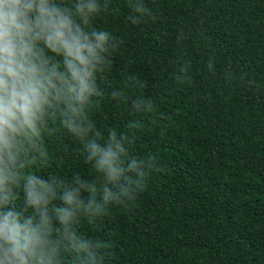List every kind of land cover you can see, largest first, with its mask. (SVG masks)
Segmentation results:
<instances>
[{"label":"trees","instance_id":"1","mask_svg":"<svg viewBox=\"0 0 264 264\" xmlns=\"http://www.w3.org/2000/svg\"><path fill=\"white\" fill-rule=\"evenodd\" d=\"M144 2L154 20L133 24L128 0H109L91 21L120 45L98 77L103 96L90 119L104 137L127 136L129 157L150 154L164 171L146 177L128 208L112 204L95 223L81 218L76 234L103 242V264H264V0ZM129 76L139 84L129 87ZM114 90L125 98L113 99ZM137 99L153 110L136 111ZM42 145L46 159L30 153L26 174L100 183L59 120ZM60 259L81 264L71 250Z\"/></svg>","mask_w":264,"mask_h":264},{"label":"clouds","instance_id":"2","mask_svg":"<svg viewBox=\"0 0 264 264\" xmlns=\"http://www.w3.org/2000/svg\"><path fill=\"white\" fill-rule=\"evenodd\" d=\"M102 7L109 0H0V264H62L63 250L75 251L81 264H103V242L80 238L75 225L102 220L112 204L128 208L146 177L164 171L150 154L129 157L127 136L109 129L104 137L90 119L94 98L103 96L98 77L120 45L111 32L90 27ZM128 7L133 24L155 19L144 0ZM181 73L183 83L187 69ZM128 82L139 84L134 76ZM111 96L125 98L123 90ZM132 104L153 110L151 100ZM56 120L83 143L100 183L25 173L30 153L46 159L42 133Z\"/></svg>","mask_w":264,"mask_h":264}]
</instances>
